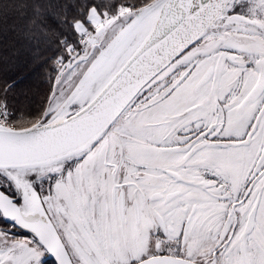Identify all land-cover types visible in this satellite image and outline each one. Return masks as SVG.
Here are the masks:
<instances>
[{
    "label": "snow or ice",
    "instance_id": "1",
    "mask_svg": "<svg viewBox=\"0 0 264 264\" xmlns=\"http://www.w3.org/2000/svg\"><path fill=\"white\" fill-rule=\"evenodd\" d=\"M0 39L46 88L0 72V264H264V0H0Z\"/></svg>",
    "mask_w": 264,
    "mask_h": 264
},
{
    "label": "trees",
    "instance_id": "2",
    "mask_svg": "<svg viewBox=\"0 0 264 264\" xmlns=\"http://www.w3.org/2000/svg\"><path fill=\"white\" fill-rule=\"evenodd\" d=\"M0 50L7 55V60L0 62V72L16 78L20 83L19 91L27 93L29 99L37 102L43 98L46 88L43 85L40 68L33 64L31 54L20 42L0 39Z\"/></svg>",
    "mask_w": 264,
    "mask_h": 264
},
{
    "label": "rangeland",
    "instance_id": "3",
    "mask_svg": "<svg viewBox=\"0 0 264 264\" xmlns=\"http://www.w3.org/2000/svg\"><path fill=\"white\" fill-rule=\"evenodd\" d=\"M51 259V258H50Z\"/></svg>",
    "mask_w": 264,
    "mask_h": 264
}]
</instances>
